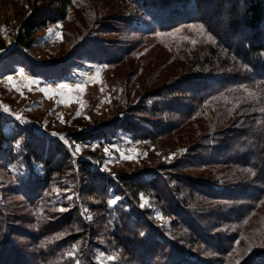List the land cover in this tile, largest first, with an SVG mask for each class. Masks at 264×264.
<instances>
[{
  "label": "rangeland",
  "instance_id": "rangeland-1",
  "mask_svg": "<svg viewBox=\"0 0 264 264\" xmlns=\"http://www.w3.org/2000/svg\"><path fill=\"white\" fill-rule=\"evenodd\" d=\"M55 1L58 0H0V138L4 140L3 148L0 147L1 259L6 254L10 257V253H21L17 251L18 246L33 256H42L41 260L46 264H84L85 261L149 264L158 260L151 259V253L143 244H148L147 235L151 237L156 229L159 230L156 239L165 244L167 252L171 247L176 252L189 247L198 264L203 261L225 263L231 254H235L234 259L236 255L244 256L249 245L259 249L264 247V204L254 217L252 214L246 220V224L250 221L249 228L253 232L260 230L259 234L245 243H234L232 248L235 251L231 254L227 253L231 247L227 242L221 247L226 248L222 255L206 253L197 240L195 244L189 240L184 242V235L188 234L186 228L179 227V220L173 222L174 215L189 221L190 213L185 214L187 209L184 206H190V210L198 215L193 219L195 227L207 230L211 227V233L227 234L228 214L227 209L223 210L227 203L195 195L193 204L188 190L183 189V181H178L172 169L176 165L181 173L185 169L183 174L193 177L200 188L202 184L213 185L212 189L219 194L227 190L225 181H217L218 184L209 181L213 180L210 173L213 167L207 162L211 155L215 158L225 156L226 137L239 126L233 109L227 111L230 101L227 89L208 88L213 94L208 98L212 101L209 104H202L199 96L194 101L191 96L183 100L179 98L178 101L186 104L182 111L193 110L191 116L194 117L187 121L179 118L175 112L177 108L173 106V88L182 89L184 85L191 90L199 88L201 80L189 84L182 82L191 74H203L213 69L212 74H224L229 54L219 45L210 24H206L205 19L184 23L171 19L164 27L160 19H150L141 9L126 1L72 0L66 20L37 31L30 49H22L17 39L23 24L36 8H55ZM49 29L62 33V41L51 35ZM211 52L219 53L218 57L212 59ZM202 65L204 70L199 71ZM21 71L36 83L27 85L19 75ZM97 73L103 83L95 82ZM9 76L14 78V84L9 83ZM60 84L82 85L85 91L54 92L49 99L40 90L48 86L57 89ZM77 100L83 101V107ZM220 108H226L225 112L219 111ZM134 111L140 117L145 116H142V134L131 135L118 130L108 137L84 141L82 138L86 135H81V140L75 139L79 136L77 134H94L98 127L123 120ZM146 113H153L157 118ZM17 116L22 119L18 120ZM170 121H178L179 127L170 129L171 125L166 124ZM41 139L65 151L69 158L53 156V160L64 161L69 166L65 173L48 182L43 179L41 164L30 156L26 146L29 140L37 143ZM218 139L221 143L217 144ZM45 147L39 148L38 153L49 158L50 148ZM77 147L79 152H76ZM105 148L109 149L108 153ZM133 151L137 153L133 159L121 158V152L131 156ZM80 162L88 163L91 172L116 181L121 175H140L147 180L154 179L155 175L161 177V194L169 197V202L167 197L161 202L153 193L139 197L132 195V199L127 200L122 196L123 189H119L105 203L112 208L118 207L124 215L138 214V218H131L135 223L126 224L130 236L140 234L138 240L133 238L134 245L120 247L112 237L125 235L115 226L116 216L106 214L99 208V200L88 194ZM222 171L227 169L222 168ZM248 193L253 194L252 191ZM141 197L147 201L144 207H141L144 203ZM114 199L116 202L111 203ZM60 208L65 211L60 212ZM72 209L77 211L81 224L89 228L85 237L75 236L81 230L77 225L55 229V222H52L58 219L55 217ZM17 215H23L24 220L17 222L13 217ZM235 215H239V211ZM141 216L151 229L145 221V225L141 223L145 231H135ZM24 222L30 225H24ZM243 223L238 225L242 227ZM16 227L36 233L37 243L32 245L26 235L18 236L20 230ZM90 231L93 234L89 235ZM241 246H245L243 250H240ZM136 247L145 249L137 252L134 251ZM127 248H130L129 255L125 252ZM57 249L59 251L51 256ZM109 257L114 260L110 261ZM21 261L17 258L14 264H21ZM171 262L177 264L176 260L167 264Z\"/></svg>",
  "mask_w": 264,
  "mask_h": 264
},
{
  "label": "trees",
  "instance_id": "trees-1",
  "mask_svg": "<svg viewBox=\"0 0 264 264\" xmlns=\"http://www.w3.org/2000/svg\"><path fill=\"white\" fill-rule=\"evenodd\" d=\"M121 2L126 1L128 4L141 9L145 14L148 15L150 19H160L162 26H167L171 19H176L177 22L184 23L185 21H191L195 19H205L206 24H210V29L215 37L219 41V45L227 50L229 56L227 57V63L223 68V75H215L212 72H203V74L194 73L190 77L184 79L185 84L188 82L201 80L199 83V88L194 90L182 87V89L173 88V106L179 118L182 120H189L193 118L191 116L193 110L188 112L182 111V108L186 107V104L178 101L187 99L191 96V100L194 101L198 96L199 100L203 102L202 104L212 103L211 99L213 94L208 91V88L216 87L219 90L227 89V97L230 101L227 103V111L233 109L237 121H239V126L232 129L231 133L227 135L226 146L223 150L225 156H217L216 158L211 155L207 161L209 165H212L213 172H210L213 180V184H218L217 181H225V192L219 194L215 192L212 186H206L202 183V188L197 185L198 182L193 177H189L184 173L185 169L182 170L178 165L174 166L173 174L178 176L179 182L183 181V189L188 190L191 201L195 202V195H201L206 199H213L215 202H225L227 207V234L224 233H211L210 229L207 230L205 227L194 226V220L198 218V215L194 211L190 210V206L185 207V211L190 213V220L187 221L184 218H180L179 215H174L173 222L179 220V227L181 229L186 228L188 232L183 239L184 242L189 240L195 244V240L200 242L201 246L204 248L206 253L211 252L214 255H222L226 252V248H221L224 242L231 245L227 253L234 252L232 248L234 243L240 242L245 243L246 240H252L255 234H259L260 230H255L249 228L250 221L246 220L253 214L255 216L259 208L264 204V0H217L213 4L214 0H119ZM72 0H58L55 1L57 5L55 8L39 7L36 8L34 13L27 19L23 24L21 32L18 35L17 44L22 49H30L32 44V39L35 33L39 30L45 29L50 25H55L59 22L66 20L67 11L71 6ZM214 19L215 21H211ZM213 22V23H212ZM227 41V43H226ZM212 59L218 57L219 53L211 52ZM219 61V60H218ZM211 63H213L211 61ZM205 63V64H211ZM204 66L200 67L199 71H203ZM192 86L189 85V88ZM210 93V94H209ZM181 94L180 96H178ZM192 94V95H191ZM209 95V96H208ZM178 101V102H177ZM235 105V107H234ZM239 107L237 108V106ZM226 108H220L219 111L225 112ZM147 116L152 118H157V115L153 113H146ZM144 116V115H142ZM140 117L134 113H129L123 120L116 123H111L105 125L104 127H98L94 134H77L79 135L77 140H81V135L84 136V141L93 139L95 137H108L118 130H121L127 134L138 135L142 134L144 117ZM169 118V116H168ZM173 118V117H172ZM171 119V118H169ZM156 122V121H154ZM167 125H171L170 129H177L179 127L178 121L166 122ZM238 123L235 122V125ZM169 131V129H168ZM4 140L0 138L1 148H3ZM216 143H221L220 139ZM47 140L41 139L40 141L31 142V140L26 142L27 150L30 156L37 160L42 166L43 179L48 182L53 177L59 176L62 172L65 173V169L68 168L64 161L53 160V156L57 155L63 156L65 159H69L68 155L65 156V151L61 150L59 147H54L53 145H48ZM51 144V143H50ZM46 146V147H45ZM50 146V147H48ZM41 147L50 148V156L42 157L38 150ZM56 158V159H57ZM81 173L84 176L85 186L87 185L88 194L93 195L100 202L99 208L104 209L106 214H110L115 217V226L120 232L125 235V237H118V235H112V237L119 242L120 247H126V245H134L133 238L138 240L140 234L135 236H130V232L126 228V224L130 225L135 222L131 221V218H138L137 215H124L121 210L117 208L110 207L111 205L107 203L108 197L115 192H119V189H123V197L127 200L132 199L130 196L139 197L141 194L150 195L155 194L161 202L167 196L162 195L160 190L161 177L155 175L154 179L147 180L139 176H126L121 175L119 179L113 180L107 177L93 173L88 170V163L80 162L79 164ZM222 168L227 169L226 172L222 171ZM184 178L181 179L180 177ZM117 182V184L114 183ZM216 186V185H214ZM178 190V188H177ZM253 194H249L250 191ZM182 196H185L183 192L179 189ZM241 198L239 201L238 199ZM171 199L167 197V202ZM186 203V202H184ZM188 203V202H187ZM186 203V204H187ZM240 203V204H238ZM185 204V205H186ZM189 204V203H188ZM180 208L182 207L181 205ZM194 206V205H193ZM220 206V205H219ZM168 209V208H167ZM222 210V211H223ZM220 211L219 214L222 212ZM239 211V215L235 213ZM261 215L258 212V217ZM17 222L24 220L23 215L13 216ZM264 217V215H263ZM55 222V229H62L64 226L77 225L81 227L77 238L85 237L86 232L89 228L82 225L80 222V217L75 209L59 215ZM260 218V217H259ZM145 221L141 216L138 221V225L135 226V231H145L143 226ZM147 222V221H146ZM244 222V223H243ZM144 224L143 226L141 225ZM242 224V227L238 225ZM259 223V222H258ZM24 225H30L29 222H24ZM148 228H150L147 222ZM261 226V222L259 223ZM262 227V226H261ZM17 232L18 236H24L31 241L34 245L37 243V234L34 232L27 231L26 228L19 229ZM151 229V228H150ZM198 231V232H197ZM159 230L152 232V236L148 237V244H143L147 247L148 252L151 253V259H157L158 261H151L149 264H167L170 260H176L177 264H198L195 259L196 255L191 254L189 247H183L181 251L176 252L172 247L167 252L165 249V244L160 240L156 239V235ZM93 233H89L91 235ZM71 237V236H70ZM162 237L167 239L165 235ZM72 238V237H71ZM73 240V239H72ZM145 237L143 241H145ZM211 242L215 245L212 246ZM2 245H0L1 247ZM220 247V248H219ZM245 246H241L240 250H243ZM195 248V247H193ZM219 248V250H218ZM17 251L21 253L8 254L5 255L4 259H1L0 264H14V261L18 258L21 264H46L44 260H41L42 256H33L27 250L22 248V250L17 246ZM60 249V248H59ZM51 253V256L58 252ZM128 249H125L127 253ZM142 247H136L134 251L139 252ZM250 249V250H249ZM16 251V252H17ZM24 251V252H22ZM143 252V251H141ZM128 255L130 253H127ZM231 254L225 263L221 261L218 264H264V247L255 248L249 245L246 248V254L243 256ZM28 258L27 261H23ZM131 259L137 260L134 256ZM218 261V259H216ZM85 261L84 264H95L92 262ZM137 263V261H133ZM205 264H211L209 261H203ZM202 263V264H203ZM215 263V262H214ZM17 264V263H16ZM175 264V263H169Z\"/></svg>",
  "mask_w": 264,
  "mask_h": 264
},
{
  "label": "snow or ice",
  "instance_id": "snow-or-ice-1",
  "mask_svg": "<svg viewBox=\"0 0 264 264\" xmlns=\"http://www.w3.org/2000/svg\"><path fill=\"white\" fill-rule=\"evenodd\" d=\"M59 27H62V26H59ZM201 30L203 31L202 27H201ZM49 33L51 35H56L57 38L62 41V39H63L62 33H54L51 29H49ZM19 75L27 82V85H29V86H31V85L36 83L34 80H31L29 77L25 76V74L22 71L19 73ZM7 79H8L10 84H14V78L12 76L7 77ZM95 82L96 83H103L99 73H97L96 76H95ZM40 90L42 92H44V94L46 96H48L49 99H51L54 92H59L60 94H62L64 90H67V91H76L78 93H83L85 91V87L82 86V85H75L73 87L72 85H68V84H60V85L57 86V89H53L51 86H48V87H45V88H41ZM17 91H20V89H17ZM77 102L81 104V107H83V101L77 100ZM108 102H110V101H108ZM4 110L5 111H10L9 109H4ZM17 119L18 120L22 119V117L21 116H17ZM53 135H56V134L54 133ZM61 139H63V138H61ZM79 151H80V149H79V147H77L76 148V152H79ZM117 151H119V149H117ZM108 152H109V149L105 148V153H108ZM136 155H137V153L135 151H133V154L131 156L121 152V158L126 159V160L133 159ZM172 158H174V156L170 157V159H172ZM141 200H144V198L141 197ZM115 202H116L115 199L113 201H111V203H115ZM145 204H147L146 200H144V203L141 204V207H144ZM58 210L60 212L65 211V209H63V208H60ZM158 218L162 219V217H158ZM108 259L110 261H113L114 257H109Z\"/></svg>",
  "mask_w": 264,
  "mask_h": 264
}]
</instances>
